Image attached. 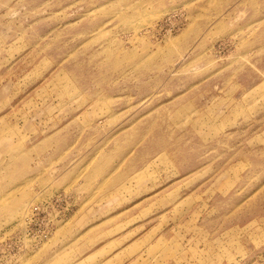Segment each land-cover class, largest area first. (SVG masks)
I'll return each instance as SVG.
<instances>
[{"label":"rangeland","instance_id":"rangeland-1","mask_svg":"<svg viewBox=\"0 0 264 264\" xmlns=\"http://www.w3.org/2000/svg\"><path fill=\"white\" fill-rule=\"evenodd\" d=\"M0 264H264V0H0Z\"/></svg>","mask_w":264,"mask_h":264},{"label":"bare ground","instance_id":"bare-ground-1","mask_svg":"<svg viewBox=\"0 0 264 264\" xmlns=\"http://www.w3.org/2000/svg\"><path fill=\"white\" fill-rule=\"evenodd\" d=\"M86 244V243H85ZM88 258V257H87Z\"/></svg>","mask_w":264,"mask_h":264}]
</instances>
